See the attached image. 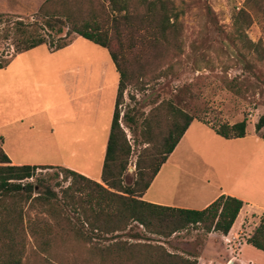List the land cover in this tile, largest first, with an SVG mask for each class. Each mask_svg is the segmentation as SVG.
<instances>
[{"label": "rangeland", "instance_id": "rangeland-1", "mask_svg": "<svg viewBox=\"0 0 264 264\" xmlns=\"http://www.w3.org/2000/svg\"><path fill=\"white\" fill-rule=\"evenodd\" d=\"M10 1L14 7L19 5L24 10L0 13V62L8 65L0 69V87L11 78L17 81V76L23 80L19 86L0 88V136L3 134L4 138V120L15 116L21 107L19 95L25 98L46 96L59 86L62 69L70 74L64 88L67 98L61 100L59 108L49 111L52 120L50 130H53L59 151L51 163L64 167L38 169L33 178L19 182L25 185L23 190L0 195V264L11 260H19L20 264H57L66 260L68 264H100V236L87 237L88 226L84 223L88 217L84 211L89 209L87 194L91 189L74 184L71 176L64 178L61 168L77 169L99 177L109 131L110 101L117 76L112 70L113 63L106 49L81 37H76L64 49L52 51L47 45H42L11 57L16 53L15 46L20 37L16 25H13L17 20L39 25L45 14L68 10L77 18L90 19L94 16L100 25H106L108 10H103L101 1L98 6L88 0H53L42 11L40 8L46 0ZM30 2L31 8H28ZM127 2L133 27L144 28L139 38L140 35L147 38L146 24L141 22L147 15V3L142 0ZM172 2L179 12L176 36L170 35L166 42L161 41L154 48H149L153 56L150 74L157 79L143 94L132 89L129 92L137 100H144L138 107L145 113L161 101L169 100L187 114L214 127L246 119L249 137L242 143L254 152H249L243 164L231 161L227 170L221 164L209 167L198 156H203L202 152L207 155L214 147L210 151L202 148L190 135L188 142L196 148L189 147V159L182 160L188 173L180 172L178 175V170L171 166L176 175L169 178L171 189L165 192L161 184L169 173L167 167L146 198L154 196L161 200L164 193L175 200L196 202L208 186L202 190L198 187L200 182L219 179V173L224 171L222 185L232 187L236 194L246 199L264 203V143L256 148L252 137L253 134L264 137V127L255 132V124L264 115V0ZM103 5L107 6V1ZM138 24L140 26H136ZM133 36L136 37V34L133 33ZM102 69L105 76L101 77ZM101 80L105 88L100 93ZM34 82L42 85L35 86ZM128 105L133 106L134 103L124 93L123 104L119 106L120 125L132 152L122 180L125 186L132 187L137 179L135 162L139 147L134 145V136L121 119ZM163 119L159 138L166 129ZM31 153L27 148L19 152L22 156ZM257 163L259 170L254 172ZM256 177L260 179L254 180ZM96 182L102 184L100 179ZM28 184L32 188L29 189ZM70 184L71 189L65 198L67 206L64 207L60 191ZM76 188L82 190L75 192ZM52 192L57 195L58 201L51 197ZM263 213L243 208L228 238L213 236L214 232L206 233L200 227L160 236L131 221L125 222L122 231L107 236H118L113 241L161 245L172 254L191 260L195 256L197 264H264V252L247 243ZM135 233L140 234L143 240L133 239ZM38 246L47 247L48 253L41 252Z\"/></svg>", "mask_w": 264, "mask_h": 264}, {"label": "trees", "instance_id": "trees-1", "mask_svg": "<svg viewBox=\"0 0 264 264\" xmlns=\"http://www.w3.org/2000/svg\"><path fill=\"white\" fill-rule=\"evenodd\" d=\"M100 1L103 10H108L106 25H100L94 16L90 19L77 18L68 10L58 14L55 12L45 14L42 24L39 25L15 21L13 25H16L20 36L15 46V55L41 45H47L50 50L57 51L69 46L76 37H81L106 49L118 73L114 110L100 176L103 185L76 171L61 168L65 174L64 178L68 179L71 176L74 178V184H81L84 188L91 189L87 194L89 209L84 211V215H88L84 223L88 226L87 237L100 236V250H98L100 264H197L195 256H192L191 260L188 257L172 254L161 245L113 241L118 236L114 238L107 236L122 231L126 221H131L147 232L160 236H171L190 227L195 229L200 227L206 233L215 232L225 236L235 222L243 202L235 197L220 196L205 209L193 210L156 205L141 199L190 124L194 120L206 125L209 123L187 114L169 100L161 101L145 113L138 107L144 100H137L129 92V89H132L138 94H143L152 81L157 79L150 74L153 56L149 48H154L161 41L166 42L170 35L176 36L179 12L172 0L147 2L142 0L147 3V15L141 21L146 24L145 28L149 33L147 38L144 35H140L139 38L140 31L144 30L140 24L136 25L140 27H133L127 0H88L90 4L95 3L98 6ZM104 1H107V6L103 5ZM52 2L53 0H46L40 11ZM62 4L66 5V2L62 1ZM64 29H66L65 33ZM127 32L132 35L129 36ZM146 47L148 49H145ZM6 65L7 63L0 62V69ZM124 93H127L134 105L125 107L121 119L132 132L134 145L139 147L135 162L137 179L132 187L125 186L122 180L132 152L120 125L119 106L123 104ZM162 119L166 129L159 138ZM246 125V119H242L232 125L209 126L220 137L235 139L245 136ZM263 127L264 115L255 124V132H259ZM47 168L51 167L11 165L6 154L0 149V195L3 192L23 190L25 185L22 186L20 181L33 178L38 169ZM71 185L61 188L60 191L61 198L64 199L62 200L64 207L67 206L65 198ZM27 187L32 188L29 184ZM81 190L82 188H76L74 191ZM51 195L58 201L54 192ZM80 208L82 209L81 206ZM132 238L143 240L138 233L133 234ZM247 243L264 252V213ZM38 247L41 252L48 253L47 247ZM67 261L57 264H68ZM7 264H20V261L11 260Z\"/></svg>", "mask_w": 264, "mask_h": 264}, {"label": "crops", "instance_id": "crops-1", "mask_svg": "<svg viewBox=\"0 0 264 264\" xmlns=\"http://www.w3.org/2000/svg\"><path fill=\"white\" fill-rule=\"evenodd\" d=\"M16 1H19V0H16ZM30 5H31V2L29 3L28 8H31ZM39 5L40 4H37V6ZM21 10H24V9L20 8L19 5L14 7L13 3L10 0H0V13H17ZM30 50L25 51L20 54L27 53ZM20 54H17V55H20ZM103 69L100 72L101 77L105 76V71ZM112 70L116 72L114 64H112ZM69 74H70L69 71L62 69L59 75L60 80H61L59 83V86L54 88L53 92L49 91V94H47L46 96H34L31 98H25L23 96L20 97L21 95H19V99H21L20 101L21 107L18 108L19 111L15 116L6 118L4 120L3 122L4 138H3V134L2 136H0V149L6 154L11 165L64 167L62 165H52L51 163V160L56 158L55 154L58 155L59 151L55 144V138L53 137V130H50V125H51L52 120L50 119L49 111L54 109L55 107L59 108V103H61V100L62 99L65 100L67 98L64 88L67 87L66 81L68 78L67 76ZM22 80L23 78H21V76H17V81H14V78L13 79L11 78V81L9 82L4 81L1 84L0 88L3 89L5 87H12L15 84L19 86ZM118 80H119V76L117 73L116 80L114 83L115 91H114V95L112 96L113 98L110 101V108H109V115H108L109 129H110L113 110H114ZM100 82H102L100 84V93H101L103 89L105 88V83L102 80ZM34 85L39 86L42 84L39 82H34ZM23 88H25V86H23ZM195 122H198V123L195 124ZM79 125L81 126L82 122ZM190 135L193 136L197 144H199L200 146H203L202 148H206L207 150L210 151L214 147V150L208 153L207 155L202 152L203 156L201 155L198 156L200 161L204 162V164H206L209 167L212 164H215L217 166L221 164L227 170L230 166L229 163H231V161L232 162L238 161L240 162V164L245 163L247 159V155L249 154V152L253 151V150L249 151V149L246 146H244V144L242 143L247 137H249V132L247 128L245 131V136L243 138L224 139L220 137L219 135H217L215 131L209 125H206L198 120H195L190 124V126L184 133L183 137L179 141L178 145L174 149V151L169 155L167 161L161 166L159 172L157 173V175L151 182L149 188L144 192L141 199L148 203H152L156 205L168 206V207H173V208H183V209L192 208L193 210H203L206 207H208L212 202H214L217 198H219L220 196H231L243 202L242 208L238 216L242 212L243 208L264 211V203H260L254 199H246L236 194L233 191L234 189H232V187L222 185L223 184L222 180L225 178V177H222L225 173L224 171L222 173H219L218 171L220 175L219 179H213L212 181L207 180V181L200 182V185L198 187L201 188L202 190L205 189L204 187H206L207 185L208 186H207V189L203 191V194H199V199L196 202H189L187 199L175 200L164 193L161 195V200L155 199L154 196L150 199L146 198L149 190L153 188V186L156 184L157 180L161 176L162 172L167 167L169 168L168 170L169 173L167 174V178L165 179V181H163V183L161 184V188L163 189V191L165 190V192L171 189L169 178H173L176 175L174 172V169H170L171 166L175 167L178 170V175L181 174L180 172L184 174L188 173L187 171L184 170L185 166L182 163V160L189 159V156H188V154H190L188 152L189 147L192 146L196 148V146L193 143L188 142V137H190ZM252 137L254 139V142H253L254 145H257L255 146L256 148L258 147L259 144L264 143L263 138H259L255 134H253ZM25 148L29 149L32 153L30 155H24V156L20 155L19 152L22 149L24 150ZM41 151H42V154H40ZM103 159H104V155H103ZM102 164H103V161H102ZM240 166L241 165H239V167ZM259 167L260 165L257 163L256 166L254 167V172L256 170L258 171ZM71 170L76 171L80 173L81 175H84L95 181H99L100 176H101V172L99 173V177H93L77 169H71ZM259 179H260L259 177H256V179L254 180L258 181ZM238 216L227 235L224 236L220 233H215V232L212 233L211 235L222 237V238H228L236 226Z\"/></svg>", "mask_w": 264, "mask_h": 264}]
</instances>
